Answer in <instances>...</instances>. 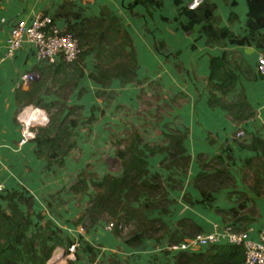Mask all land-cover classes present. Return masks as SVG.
Listing matches in <instances>:
<instances>
[{
    "label": "trees",
    "instance_id": "16d2710c",
    "mask_svg": "<svg viewBox=\"0 0 264 264\" xmlns=\"http://www.w3.org/2000/svg\"><path fill=\"white\" fill-rule=\"evenodd\" d=\"M247 2L249 7L247 24L253 34L264 25V0H247ZM134 4H141L147 11L152 7L163 6L162 0H134L129 8L131 9ZM214 10L215 5L209 0H203L194 9L184 7L180 13L186 16L189 22L185 25L181 24L182 29L191 31L194 24L203 22L204 26L201 30L206 36L208 45L222 43V40L233 43L243 42L244 38H235L230 31L218 25ZM54 17L65 19L67 21L65 31L77 40L80 50L76 59L67 63L61 58L58 64L42 65L38 80L32 81L25 89L18 87L14 92L18 107L34 105L45 110L49 116L47 126L36 128V136L33 139L35 144L33 153L36 158H43L42 169L46 171L51 170L53 165L62 167L65 157L74 153L76 149L81 151L75 135L82 121L84 105L76 101L69 104L67 99L73 92H76L75 97L78 100L90 94L84 85L81 86L86 79L99 87L94 92V97L98 100H105L114 84H119L121 87L143 84V81L137 77L138 59L132 46L131 36L122 26L120 19L106 6H100L98 15L86 16L73 0H63L58 5ZM162 21L170 20L162 17ZM262 42L260 54L264 51V35ZM89 56H92L94 61L91 69L86 72V61ZM228 64L230 67L226 53L211 56L209 59L208 105L227 109L234 119L244 122L253 118L254 114L243 96L242 89L237 93V99L240 101L237 103L221 100L214 93L215 90H219L226 99L230 92L235 91L238 76L227 67ZM238 70L247 79L256 78L254 71L250 66H246V63H242ZM257 74L264 79L262 75ZM49 84L57 89L56 96L59 99L47 103L40 95L41 92L48 91ZM142 93L143 89L139 87L138 97ZM89 110L103 114L101 107L91 106ZM165 128L167 129L163 131L165 141L160 144L146 143L136 129L125 138H114L115 155L122 169L119 177L107 173L99 178L85 170L79 174L68 191L70 190L69 192L74 195H89V202L86 211L73 224L82 221L85 215H89L95 223L97 216L108 214L115 221L112 228L114 236L121 237L126 244L133 247L138 246L146 237L160 242L167 236L170 232L167 223L160 218L148 217L144 213L145 209L153 211L159 208L153 205V202L156 201L158 192L163 190L161 175L158 172H150L147 158L149 155L165 153V160H169V164L164 163L163 168L170 170L174 168L185 174L189 167L190 156L184 147L187 133L178 127L171 128L166 123ZM239 146L261 152L260 157H254L253 165L250 163L254 184H260L263 181L259 175L264 172V161H261L264 159V139L257 136L249 143H239ZM226 149L230 151L229 147ZM223 157L218 154L207 160L203 153L197 155L201 170L194 179L193 187L200 193L202 201L210 202L209 196L212 192L233 180L226 171ZM225 157L227 160L232 159L231 154ZM90 166V164L86 165V169ZM214 169H216L215 173L211 174ZM206 170L211 172L207 173ZM63 189L64 185L57 188L56 192L59 193ZM90 189H92L91 193ZM0 193V264H46L56 247H63L65 252L69 253L74 240L64 235L61 226L54 221L46 219L36 229H32L34 219L41 221L44 218L42 211L35 210L32 195H27L16 187L3 188ZM256 193H258L257 189ZM141 197L144 198L142 208L133 206V201H139ZM160 197L162 201L167 202L165 195L163 197L158 195V198ZM184 200L193 205L188 196H184ZM2 202H6V208ZM45 202L47 207L51 208V201L47 199ZM162 210L166 212V209ZM218 212L223 213L222 218L226 220V212L221 210ZM230 214L232 215V212ZM235 214L236 219L246 218L241 213ZM177 224L185 229L192 222L183 218ZM126 225H130L131 228L127 235H122ZM196 228L200 230L198 226ZM84 251L89 253L88 261L95 258L94 248L90 243H85ZM201 251L192 254L179 253L174 264H240L244 259L241 245H215L208 247L205 252ZM79 259L77 253L75 260H69L68 264H76Z\"/></svg>",
    "mask_w": 264,
    "mask_h": 264
},
{
    "label": "crops",
    "instance_id": "0c3cea01",
    "mask_svg": "<svg viewBox=\"0 0 264 264\" xmlns=\"http://www.w3.org/2000/svg\"><path fill=\"white\" fill-rule=\"evenodd\" d=\"M62 1L0 0V153L4 156L0 155V164L4 163L11 166L8 170L12 169L10 176L13 181L18 178L17 172L22 162L33 168L34 171L41 170V166L44 165L43 158H36L33 153L35 148L33 140L24 145H18L21 131L17 125L18 113L16 111L18 105L14 97L16 88L25 89L27 87L19 84V76L23 73L36 72L40 77L41 64L37 62L34 53L28 49V45H23L12 58H8L5 54V40L16 19H28L32 14L38 12L54 17L57 7ZM73 1L86 16L98 15L100 6H106L120 19L122 26L131 36L132 46L138 59L137 77L142 79L145 70L153 71L152 77L149 79H157L158 85H169L173 90L174 95L171 97V101L174 106L172 105V107L175 115L180 119L181 124L177 127L187 133L184 147L190 156V161L185 174L175 175L174 172L179 173L180 171L174 168L172 170L167 169L169 173L166 175L167 184L165 188L166 196L168 195L169 199L167 202L164 201V208L156 209L168 213L169 210H172L171 206L175 204L172 202L175 200L177 205L183 209H188V206H196L194 208L195 213L192 211L187 214L188 211L184 210L182 212L176 211L179 215H175L172 212L177 220L176 223L187 218L196 229L190 234L184 233L183 237L197 232L212 231L214 224L225 223H233L237 228L242 229L251 227L252 235L256 236L260 230L264 229V172L259 175L263 182L254 184L252 165L254 157H260L261 152L252 148L249 150L241 148L239 143H249L252 138L257 136L264 139V128L262 131L256 132L253 127V124L260 121L264 124V79L255 71V62L262 50L264 25L253 34L250 32L247 24L249 20L247 0H209L215 5L214 14L218 18V25L230 31L235 38H244L243 42L233 43L222 40V43L209 45L201 30L204 26L203 22L194 24L191 31H185L181 27V24H188L189 21L180 12L184 7H188L192 0H162L163 6L149 8V13L141 4H134L130 9L129 5L134 0ZM162 17L170 21H162ZM55 20L63 29L66 28L67 21L65 19L55 18ZM223 53H226L227 60H230V67L229 64L227 67L234 71L238 80L235 91L230 92L226 99L219 90H215L214 93L221 100L237 103L240 102L237 99V93L242 89L243 96L254 114L253 118L244 122H238L237 119H234L227 109L208 105L209 59L211 56H220ZM242 63L250 66L255 73V79H247L244 74L239 73L238 68ZM72 94L75 95L76 92ZM40 97L44 102H48L42 94ZM55 99L57 100V98ZM34 109L39 110V107H34ZM41 111L42 117H44L45 112ZM239 130L244 132L242 137H236ZM227 147L230 148V151L226 149ZM199 153L206 155L207 160H211L218 154L224 156L226 153V155L231 154L232 156L230 160L223 157V160L226 159L223 163L233 180L229 181L226 186L212 192L209 196L210 202L202 201L200 193L193 187L194 179L201 170L197 159ZM155 156L166 158L164 153L149 157ZM233 169H237L238 172L243 169L246 172L245 184L241 182V177ZM215 170L211 174H214ZM26 171L27 169L18 178L17 183L28 190L37 188V183L29 177ZM6 175L5 173L2 177L5 179ZM39 176L41 177V174ZM247 183L250 185V191L247 189ZM177 184L182 185L186 192L184 190L177 191ZM256 189L258 193H256ZM173 196H176L175 200L170 198ZM184 196H188L193 205L186 202ZM162 209H166V212ZM218 210L226 212V220H223V213L219 214ZM235 213L245 215L246 218L243 219L246 222L243 224L234 223L235 220H238ZM156 218L167 223L164 216L158 215ZM56 224L59 225L58 222ZM178 227L181 230L180 233L187 229ZM144 240L140 245L142 248L139 253L142 262L147 263L148 254L153 252L154 255V249L146 247L145 244L147 243H143ZM206 249L201 252H205ZM178 254V252L174 255L170 254V257ZM98 258L99 256H95L93 261L96 263ZM79 262H81V258Z\"/></svg>",
    "mask_w": 264,
    "mask_h": 264
},
{
    "label": "rangeland",
    "instance_id": "374dc122",
    "mask_svg": "<svg viewBox=\"0 0 264 264\" xmlns=\"http://www.w3.org/2000/svg\"><path fill=\"white\" fill-rule=\"evenodd\" d=\"M91 57L92 56L87 57L86 72L92 67L94 60L93 57ZM152 73L153 71H144V77L140 79L143 81L142 85L129 84L125 87H121L119 84H114L111 87L112 90L108 91L105 100H98L94 97V92L97 91L99 87L92 84L89 79H86L81 86L84 85V87L90 91V94L81 97L79 100L75 95L71 94L67 99V103L69 104H71L70 102L76 101L80 105H84L82 109V121L76 129L75 135L76 142L81 148V151L76 149L74 153L64 158V165L62 167L53 165L49 171L42 169L43 166H41V170L34 171L33 168L25 165L23 162L18 169V178H20L27 169L26 172L29 174V177L37 183V188L28 190L20 183H17L18 178L13 181L10 176L12 169L8 170L11 166H7L4 163L0 164V181L4 185V189L16 187L22 189L27 195H32V197L35 195L33 198L35 210L42 211L44 218L41 221L34 219L35 222L32 229H36L46 219L54 220V222H58L59 225L62 226L61 229L63 234L74 240V249L71 251L69 250V253H66L63 247H56L53 253L57 251L54 255L60 254L61 257L59 260L53 262V258L51 257L54 255L52 253L53 256L51 255L48 260L50 264H68L69 260H75L77 253L81 258V262H79V259L76 264H172L176 256L170 257L171 253L166 246L183 239L184 233L190 234L196 230L193 225L188 224L189 227L180 233L181 230L178 229L177 220L172 215V212L175 215H179L176 211L182 212L184 210L188 211L187 214L192 211L195 213L194 208H196V206H188V209H183L177 205L175 200L176 196L170 197L175 200L172 202L175 203L171 206L172 210H169L171 213H163L160 209H154L153 211L145 209L144 213L148 217H157L158 215L164 216L170 228V232L160 242L155 241L151 237L145 238L143 242L147 243L145 246L154 249V255L153 252L148 254L146 263L142 262L140 257L141 254L139 253V250L142 248L140 246L142 242L138 246L133 247L126 244L121 237L114 236L112 233L113 225L110 226V223L114 224L115 221L111 219L108 214L97 216L95 223L92 222L89 215H85L82 217V219L84 218L82 221L73 224V222L86 211L89 202V195H74L69 192L70 190L68 191L71 185L77 180L79 174L85 170L89 173H94L99 178L107 173L115 177L121 175L122 169L120 161L115 155L114 138H125L133 129H136L142 135L146 143L150 145L160 144L165 141L163 134V131L167 130L165 128V123L170 127H177V125L181 124L180 119L175 115L174 108L172 107L171 97L174 95L173 90H171L169 85H158L157 79H149L152 77ZM139 87L143 89V93L140 97H138ZM47 90L48 91L41 92L43 98L48 101L47 103L54 101V98L59 99L56 96V88L49 84ZM91 106L101 107L103 109V114L101 115L98 111L91 112L89 110ZM23 107L17 108V115H19ZM34 107L38 108L36 106ZM43 111L46 115V124L37 126L36 128L45 127L48 124L49 116L45 110ZM16 120L18 121L17 125L21 131V122L18 118ZM253 127L256 132L262 131L264 124L260 121L259 123L253 124ZM191 152L194 153V151ZM0 155L2 156L3 154L0 153ZM149 156V170L151 173L157 171L161 173V183L163 186V190L158 192L156 201L153 202V205L164 208V201H162L161 197L158 198V195L162 197L165 195V198L168 196H166L165 193V185L167 184L166 175L169 171L164 169L163 166L169 164V160L163 159L162 156ZM225 156L226 153L224 157ZM57 162H59V160ZM88 164L91 166L86 169V165ZM234 171L241 177V182L245 184L246 172L243 169H240V172H238L237 169ZM5 173L7 175L4 179L2 175ZM174 173L175 175L180 174V172ZM39 174H41V177ZM62 185H64V189L57 193L56 189ZM177 186V191L184 190L186 192V189H184L182 185L177 184ZM247 189L250 191L249 183H247ZM89 191L91 193L92 189ZM50 195H53V197H50ZM47 199L52 203L51 208L47 207L45 202ZM159 199H161V201H159ZM166 199L169 198L167 197ZM143 204V197H141L139 201H133L132 203L133 206L139 208H142ZM2 205L6 208V202H2ZM23 208L25 207L23 206ZM39 208L42 210H39ZM150 208H152V206ZM94 217L96 218V216ZM236 222L243 224L246 221L243 218H239L235 220L234 223ZM231 224L237 229L235 224ZM130 228V225H126V228L122 230V235H127ZM86 242L90 243L94 248L95 256H99L96 263L93 260L88 262L89 253L84 251ZM48 261L46 264H49Z\"/></svg>",
    "mask_w": 264,
    "mask_h": 264
},
{
    "label": "built area",
    "instance_id": "2783aa9c",
    "mask_svg": "<svg viewBox=\"0 0 264 264\" xmlns=\"http://www.w3.org/2000/svg\"><path fill=\"white\" fill-rule=\"evenodd\" d=\"M202 1L192 0L188 8L194 9ZM23 45L29 46L28 49L34 53L41 66L58 64L61 58L70 63L76 59L80 50L72 34L66 32L52 15L41 12L32 14L28 19L21 18L14 21L5 40L6 56L12 58ZM255 71L264 77V51L256 60ZM37 77L36 72L23 73L19 76V84L28 86ZM31 106L23 107L18 115L22 126L19 146L33 140L36 136V127L46 124V115L30 118L29 110L34 109ZM20 115H22L21 118ZM243 135L242 130L236 133V137ZM3 188L4 186L0 183V191ZM111 225L113 223H110ZM215 245H241L244 250V259L240 264H264V229L253 236L251 227L236 229L230 223L214 224L212 231L193 233L166 247L174 255L176 252L196 253ZM73 249L74 245L70 246L69 250Z\"/></svg>",
    "mask_w": 264,
    "mask_h": 264
},
{
    "label": "bare ground",
    "instance_id": "6f19581e",
    "mask_svg": "<svg viewBox=\"0 0 264 264\" xmlns=\"http://www.w3.org/2000/svg\"><path fill=\"white\" fill-rule=\"evenodd\" d=\"M29 115H30V118L32 117V116H34V117H36V116H41L42 117V111L39 109V110H36V109H33V111L32 110H29ZM22 117V115H20V118ZM60 257H61V255L60 254H55L52 258V261L54 262V261H57V260H59L60 259ZM50 263V262H49Z\"/></svg>",
    "mask_w": 264,
    "mask_h": 264
},
{
    "label": "clouds",
    "instance_id": "9594fccd",
    "mask_svg": "<svg viewBox=\"0 0 264 264\" xmlns=\"http://www.w3.org/2000/svg\"><path fill=\"white\" fill-rule=\"evenodd\" d=\"M178 253H182V252H178ZM185 254H188V253H185ZM189 254H192V253H189Z\"/></svg>",
    "mask_w": 264,
    "mask_h": 264
},
{
    "label": "water",
    "instance_id": "95a60500",
    "mask_svg": "<svg viewBox=\"0 0 264 264\" xmlns=\"http://www.w3.org/2000/svg\"><path fill=\"white\" fill-rule=\"evenodd\" d=\"M55 252H57V251H55ZM55 252H54V253H55Z\"/></svg>",
    "mask_w": 264,
    "mask_h": 264
}]
</instances>
